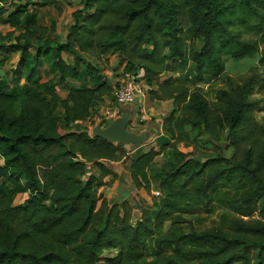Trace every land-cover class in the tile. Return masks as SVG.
Masks as SVG:
<instances>
[{
	"label": "trees",
	"instance_id": "obj_1",
	"mask_svg": "<svg viewBox=\"0 0 264 264\" xmlns=\"http://www.w3.org/2000/svg\"><path fill=\"white\" fill-rule=\"evenodd\" d=\"M7 3L0 0V21L12 29H0V50L19 52L26 85L7 90L0 82V264H264V205L260 218L226 215L203 229L182 211L208 206L217 185L235 179L241 190L217 199L226 207H249L264 195V123L255 117L264 107V0H83L64 41L27 9L38 2L13 10ZM116 53L124 72L144 71L154 99L174 101L157 147L129 152L75 125L114 100L116 82L103 72ZM244 57L259 65L228 74L229 87L213 100L180 77L212 80L227 72L226 59ZM44 59L58 79H40ZM167 71L174 75L163 79ZM185 139L196 149L181 150ZM165 150L169 159L150 172ZM121 160L137 189L159 192L150 205L107 198L98 205V187L116 177L110 163ZM21 193L28 197L15 204ZM149 242L158 255L143 260Z\"/></svg>",
	"mask_w": 264,
	"mask_h": 264
},
{
	"label": "crops",
	"instance_id": "obj_2",
	"mask_svg": "<svg viewBox=\"0 0 264 264\" xmlns=\"http://www.w3.org/2000/svg\"><path fill=\"white\" fill-rule=\"evenodd\" d=\"M38 2L37 6H35V10L33 13L36 16V20L39 24L50 27L52 24L54 25V30L50 32V36L53 40L56 41H64L68 37V32L70 26L74 23L73 14L76 10L83 8V0H34ZM9 26V25H8ZM10 27V26H9ZM12 29L11 27L7 30ZM13 50V49H12ZM16 51V50H14ZM18 52V51H16ZM3 49L0 50V82L2 80V75L4 74V59L5 56ZM63 58L67 61L72 63L74 61V57L69 53L63 52ZM20 54L18 52V57L12 63V80L13 84L19 80L20 86L26 85L25 80L22 78L21 70H17V65L19 61ZM120 55L118 53L113 54L108 57V62L106 66L108 69L123 71L124 65L120 62ZM4 62V64L2 63ZM16 62V63H15ZM2 67V68H1ZM17 70V71H16ZM117 71V72H118ZM139 74L142 76L144 71H140ZM39 76L42 81L48 80L50 78L58 79V75L56 72L52 71L51 64L43 60V63L39 69ZM107 76V75H106ZM108 78L116 81L115 75L113 73ZM13 85V86H14ZM60 85H67V83L59 82L57 85L58 92ZM12 86V87H13ZM65 95H62L60 92L59 94L62 97H66L68 94L67 88H62ZM110 100L106 99L104 105L109 104ZM103 106V104L101 105ZM100 106V107H101ZM98 107L92 116V120L87 121H78L75 125H87L90 128L92 127L90 124L92 121L100 120V110ZM174 108V101L170 100H157L154 99L149 91L144 98L143 102H138L135 105L127 106L125 110L130 111V118L127 124V131L135 136L145 134L147 135L144 139L134 142H125L123 143L124 147L129 150V152H133L139 147H143V145L150 148L152 146L157 147L156 139L159 136L164 135V118L173 110ZM137 119L141 122H145L142 127L143 130H136L134 125H138ZM95 127V126H94ZM133 129L134 131H132ZM144 150L147 149L146 147L143 148ZM129 162L125 161H116L111 162L110 166L113 172L116 174L114 177L113 174H110L104 178V185H101L97 189L98 195H100L101 199L108 198L110 201L113 202H121L124 199L131 201L132 203L141 202L143 198H146L147 193L144 189H137L133 184L130 177V173L127 169ZM97 173V172H95ZM149 201L147 200V203ZM142 203V202H141Z\"/></svg>",
	"mask_w": 264,
	"mask_h": 264
},
{
	"label": "rangeland",
	"instance_id": "obj_3",
	"mask_svg": "<svg viewBox=\"0 0 264 264\" xmlns=\"http://www.w3.org/2000/svg\"><path fill=\"white\" fill-rule=\"evenodd\" d=\"M28 0H8V3L6 4L7 7L9 8V10H13L19 3H26ZM32 3H34V0H29ZM35 6L37 5H31L29 8H27L30 12H33V10H35ZM10 28L8 25H6L4 23V21H0V29L2 31H7V29ZM11 30V29H10ZM252 34V33H251ZM251 34H247L246 36H250ZM14 41V40H13ZM4 51V55L5 59L4 62H2L4 65V68L2 69L4 74L2 75V80L6 83V88L7 90L11 89L13 84V80H12V63H14V61L17 59L18 57V52L12 50V49H3ZM16 63V62H15ZM1 64V63H0ZM226 65H227V72L223 73L221 76H218L212 80L209 79L210 77V73L201 75L200 76H196L194 74L188 75L186 73L182 74L180 77H182V79H185L186 81H189L190 84L193 85H200L203 92L205 93V95L210 99L213 100L215 98V93L219 88H228L229 87V82L227 79V75L231 74L233 76H239L240 73L245 72L246 70H248V67H250L251 65H259V61L257 60L256 57H244L242 59H240L238 62H235L233 59H226ZM2 68V67H1ZM118 70H112V69H108L107 66H105L104 68V74L109 76L113 73V75H115L116 79L121 77L122 72L123 71H118ZM170 75H174L173 72L171 71H167L165 74H163L161 77L163 79L168 78ZM176 76H178L176 74ZM63 85H60L59 87V92L62 95H65L64 91H63ZM261 97V95H259ZM262 105L264 106V102L262 103ZM61 114V111H60ZM256 119L259 120L260 123H264V107L260 110L257 111L256 113ZM114 121V120H113ZM113 121H111L110 123H112ZM101 121H93V124L91 122V128H89L90 130V134L91 135H95L94 133V126L96 127L97 125H99ZM137 123L138 125H134V127H136V130H143L144 128L142 127V125L145 124V122H141L139 121V119H137ZM81 127H85V125H80V127L77 128H81ZM76 128V129H77ZM132 131H134L133 129H131ZM61 131L65 132V126L62 124L61 125ZM142 137L145 136V134H141ZM147 136V135H146ZM145 136V137H146ZM129 139H132L133 136L128 134ZM144 137V138H145ZM145 140V139H143ZM160 140V136L156 139V141L159 142ZM116 143V142H114ZM120 143V142H118ZM179 147L181 150L185 151V152H190L193 151L194 149H196V145H194V143L190 142L188 139H185L181 142L178 143ZM142 147V146H141ZM139 147L138 149H143L144 147H146L147 149L149 148L148 145L145 146L143 145V148ZM198 149L196 151L198 152H205V153H209V151L207 150H212L209 149L205 146H197ZM146 150V149H145ZM170 157V150H165L162 154H160L155 162L152 164L150 172H154L156 169H158L160 166H162ZM123 162H125V160H121ZM92 171L94 172H98L96 166H92L90 168ZM2 181V179H0V182ZM242 188V184L235 179L233 182H220L217 185V188L214 192V194L216 195L215 198H213L211 200V202L209 203L208 206H205L203 204H184L182 207V211H184V213L189 217V219H191L192 224L194 225L195 228L197 229H203L206 227H210L216 224H221L223 223L226 215H238L239 213H243V216L245 218H260L262 217V212L261 208L264 205V195L260 196L258 198V200L249 207H242V209H230L228 207H226V205L220 203L217 199L218 197H220L224 192H230L232 194L239 192V190H241ZM144 191L147 193L146 198H143L141 200V202L143 204H147L150 205L152 203V198H153V194L158 195L159 192L154 191L152 194L148 191H146L144 189ZM28 197V193H21L18 194L15 198V204H19L21 202H23L26 198ZM101 197L98 201V205H100L102 203ZM107 200H109L107 198ZM147 200L149 201L147 203ZM110 201V200H109ZM113 202V201H110ZM137 202V201H136ZM241 211V212H238ZM135 216L139 217L140 213L139 211H135ZM184 227H187L186 225H184ZM170 250V249H168ZM116 250L113 251H106L105 252V256H112L116 253ZM181 254L184 255L185 259H192L193 255L190 254L189 251V246L187 244H183L181 246ZM254 257H256V250H254L253 252ZM158 255V251L155 250V248L153 247V243L149 242V244H147L146 247V251L144 252V258L143 260H151L153 258H155Z\"/></svg>",
	"mask_w": 264,
	"mask_h": 264
},
{
	"label": "built area",
	"instance_id": "obj_4",
	"mask_svg": "<svg viewBox=\"0 0 264 264\" xmlns=\"http://www.w3.org/2000/svg\"><path fill=\"white\" fill-rule=\"evenodd\" d=\"M115 82L114 100L99 108L100 121L104 126L121 117L127 106L143 102L149 91L143 77L133 72L123 71L121 77Z\"/></svg>",
	"mask_w": 264,
	"mask_h": 264
},
{
	"label": "water",
	"instance_id": "obj_5",
	"mask_svg": "<svg viewBox=\"0 0 264 264\" xmlns=\"http://www.w3.org/2000/svg\"><path fill=\"white\" fill-rule=\"evenodd\" d=\"M130 118V111L125 110L121 117L114 120L109 125L104 126L102 122L99 123L96 127L93 128L95 135L100 136L110 142H134L143 140L144 137L140 138L142 135H132L127 131V124ZM128 134L133 136L132 139H129Z\"/></svg>",
	"mask_w": 264,
	"mask_h": 264
}]
</instances>
